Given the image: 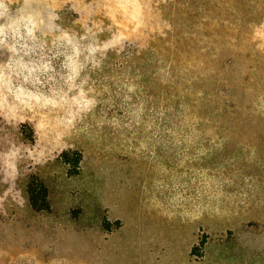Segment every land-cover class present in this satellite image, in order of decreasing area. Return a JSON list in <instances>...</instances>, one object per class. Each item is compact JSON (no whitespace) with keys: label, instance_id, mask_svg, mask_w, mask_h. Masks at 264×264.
<instances>
[{"label":"rangeland","instance_id":"1","mask_svg":"<svg viewBox=\"0 0 264 264\" xmlns=\"http://www.w3.org/2000/svg\"><path fill=\"white\" fill-rule=\"evenodd\" d=\"M71 1L0 0V264H264V125L221 114L223 78L264 114V0L215 47L169 0H90L74 31Z\"/></svg>","mask_w":264,"mask_h":264},{"label":"trees","instance_id":"2","mask_svg":"<svg viewBox=\"0 0 264 264\" xmlns=\"http://www.w3.org/2000/svg\"><path fill=\"white\" fill-rule=\"evenodd\" d=\"M88 3L92 2H90V0L71 1L69 16L73 31L74 26L75 28L78 26V29L80 26H83L84 9L88 6ZM259 5L260 0H169L163 15H167L172 26V23L174 22L175 24V20L179 15L189 18L195 13V16L192 18L199 19L201 18L200 15L203 13L206 17L199 21L196 26L197 30L191 32L188 37L201 35V43L204 42L205 39H208L209 41L207 43L214 47L221 40H229V45H233L232 43H236L237 41L241 45L246 44L248 46L252 38L250 30L257 25L255 19L259 14ZM244 13H246V15H244ZM96 17L97 19L100 18V15H94L93 19H96ZM93 19H91V21ZM174 27L175 25H173V28ZM175 28V31H171L170 33L169 41L159 38L157 41H159L161 47L158 49H151L148 52L161 51L164 53L172 51V53H180L186 39L179 35V26L177 31ZM210 30L214 31V33L210 34ZM121 38L123 39L121 41L124 43L125 48L121 55H119L120 60L124 62L133 61L136 57L137 50L133 49L132 44L128 45L129 39L127 37L121 36ZM194 45V42L186 43V47L189 50H192ZM206 46L207 47L203 48H210L208 44ZM219 46L223 48L226 45L225 43H221ZM223 79L222 82L224 85L222 86V93L229 97V89H231V99H228V101L230 100L229 102L227 101L224 103L221 114L224 118L230 120V125L233 127H245L258 125L259 122V124L263 122L262 125H264V114L260 113L258 109H254L252 103L250 104L242 100L236 101V99H234L236 98V95H234L236 87H229L225 78ZM239 84L243 85V80H241ZM217 124H224L223 120L219 121ZM28 193L29 204L34 211L48 209L45 197L41 196L40 193L32 191V189H29Z\"/></svg>","mask_w":264,"mask_h":264}]
</instances>
